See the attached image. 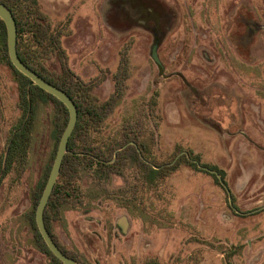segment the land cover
Returning a JSON list of instances; mask_svg holds the SVG:
<instances>
[{"label": "rangeland", "instance_id": "rangeland-1", "mask_svg": "<svg viewBox=\"0 0 264 264\" xmlns=\"http://www.w3.org/2000/svg\"><path fill=\"white\" fill-rule=\"evenodd\" d=\"M62 31L61 61L84 79L104 76L93 92L105 99L119 54L128 53L127 88L108 114L103 135L120 134L147 115L157 158L190 151L223 171L226 188L189 167L167 179V191L119 190L84 178L83 205L67 204L53 232L87 264H264L263 0H39ZM158 39L156 55H151ZM27 163L21 177L0 182V264H50L27 220L36 186L52 161L58 110L36 95ZM17 82L0 52V155L20 111ZM146 112V111H145ZM223 184V182H222ZM231 202V203H230ZM121 221V224L119 222Z\"/></svg>", "mask_w": 264, "mask_h": 264}, {"label": "trees", "instance_id": "trees-1", "mask_svg": "<svg viewBox=\"0 0 264 264\" xmlns=\"http://www.w3.org/2000/svg\"><path fill=\"white\" fill-rule=\"evenodd\" d=\"M11 10L17 28V51L20 59L35 70L45 80L64 90L77 107V121L67 144L57 180L44 209V222L47 230L56 244L67 256L74 258L78 264L83 262L78 255L64 246L53 232V221L60 218L65 205H83L89 198L83 186L84 178L91 184L106 186L112 175H119L125 180V186L119 188L129 192L133 198L139 191L157 193L159 196L167 191V179L176 173L181 166L195 171L210 174L214 180L226 188L223 171L214 166L200 163L197 155L190 151L182 153L173 159L181 150H176L170 156L157 158L152 146L155 135L147 115L154 112L152 103L137 115L135 119L126 120L120 134L103 135L104 123L108 114L115 108L127 88L128 53L124 48L120 51L118 67L110 75L113 82L112 92L100 99L93 92L104 76L84 79L75 73L66 62L61 61V70L51 71L45 59L55 52L63 53L60 38L62 31L54 26L42 8L39 0H0ZM0 52L4 61L12 70L17 82L18 100L16 103L20 114L12 120L6 131V147L0 155V182L7 176L21 177L24 172L31 139V123L36 110V95H43L52 101L57 110L55 120V148L67 123L68 112L65 105L52 94L45 92L39 86L30 84L29 78L14 68L11 64L6 45V29L0 19ZM146 111V112H145ZM51 163L45 169L44 176L36 186L33 197V210L27 215V220L33 230L37 246L49 258L50 264H62L45 244L37 229L34 214L35 207L45 185ZM209 170L216 171V173ZM220 176L221 181L219 177ZM143 264H160L158 259L146 257Z\"/></svg>", "mask_w": 264, "mask_h": 264}, {"label": "water", "instance_id": "water-1", "mask_svg": "<svg viewBox=\"0 0 264 264\" xmlns=\"http://www.w3.org/2000/svg\"><path fill=\"white\" fill-rule=\"evenodd\" d=\"M0 19L3 21L6 29L7 53L11 64L24 76L29 78L30 84L39 86L45 92L52 94L59 101H61L65 105L68 112L67 123L59 138L56 152L45 185L43 187V190L35 207L34 219L37 229L42 236V239L44 240L45 244L50 249V251L54 254V256H56L61 261L62 264H78L74 258L69 257L65 253H63V251L59 248V246L56 244L53 237L47 230L44 222V209L48 202L49 196L53 190L54 184L57 180L63 157L67 152V144L69 137L72 134V131L77 121V116H78L77 107L74 101L72 100V98L64 90L55 86L49 81L45 80L41 75H39L35 70L27 66L20 59L16 46V42H17L16 22L11 10L3 2H0ZM157 43L158 41L156 40L155 44H153L151 48V55L152 58L155 60V62L159 65L160 62L156 55ZM209 171L216 173V171L213 170H209ZM217 176L220 179V176L219 175ZM220 182H222L221 179ZM119 224H121V221L119 222Z\"/></svg>", "mask_w": 264, "mask_h": 264}, {"label": "flooded vegetation", "instance_id": "flooded-vegetation-1", "mask_svg": "<svg viewBox=\"0 0 264 264\" xmlns=\"http://www.w3.org/2000/svg\"><path fill=\"white\" fill-rule=\"evenodd\" d=\"M264 1V0H263ZM263 18H264V16H263ZM257 27L259 28H264V20H263V22H257ZM157 41H158V39H157Z\"/></svg>", "mask_w": 264, "mask_h": 264}, {"label": "crops", "instance_id": "crops-1", "mask_svg": "<svg viewBox=\"0 0 264 264\" xmlns=\"http://www.w3.org/2000/svg\"><path fill=\"white\" fill-rule=\"evenodd\" d=\"M195 264H200V261H199V262H197V263H195Z\"/></svg>", "mask_w": 264, "mask_h": 264}]
</instances>
